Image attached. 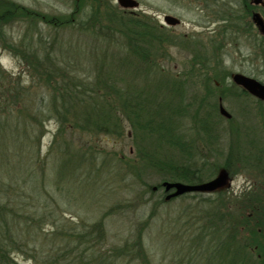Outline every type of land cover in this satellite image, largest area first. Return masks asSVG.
I'll return each mask as SVG.
<instances>
[{"label": "rangeland", "instance_id": "obj_1", "mask_svg": "<svg viewBox=\"0 0 264 264\" xmlns=\"http://www.w3.org/2000/svg\"><path fill=\"white\" fill-rule=\"evenodd\" d=\"M135 1L138 9L125 10L118 4L0 0V225L6 220L38 250L54 248L46 243L59 232L78 229L77 243H84L76 250L93 255L89 264H264V102L244 94L232 80L242 74L264 83V37L252 22L261 8L253 0ZM5 11L13 13L8 20L1 17ZM115 12L139 15L169 39L138 40L135 46L148 51L137 59L147 84L122 69L126 74L117 78L116 91L186 82L189 111L208 105L181 129L196 145L195 160L207 161L205 167L198 162L204 177L195 185L226 174L224 185L173 197L148 140L141 139L128 116L119 113L113 129L85 122L96 101L90 100L98 98L95 92L110 96L108 104L120 101L103 82L108 66L125 67L118 59L126 53L135 58ZM165 16L181 24L166 26ZM44 73L65 75L69 100L60 80L52 83ZM217 101L232 118L219 116L218 138L207 147L196 121L209 117ZM172 161L177 167L185 164L176 153ZM39 196L46 211L55 214L32 225L36 210L44 211ZM19 198L25 201L22 210L16 209ZM87 231L95 238L93 253ZM62 238L54 245L68 247L64 240L73 239ZM11 257L21 264L41 260L18 250Z\"/></svg>", "mask_w": 264, "mask_h": 264}, {"label": "trees", "instance_id": "obj_2", "mask_svg": "<svg viewBox=\"0 0 264 264\" xmlns=\"http://www.w3.org/2000/svg\"><path fill=\"white\" fill-rule=\"evenodd\" d=\"M12 15L13 13L11 11H5L4 14L2 13L1 17L8 20ZM114 17L119 21L121 28L123 30L125 29L129 33L128 37H126V40L131 42V46H133L129 47L130 49L132 48V50H129V52L135 53L136 59L130 56V53L128 54L125 52V50H123V52H125L128 56L118 59V66L125 67L118 70H111V67L108 66L109 73L107 74L108 76L106 80H103V82L106 84V87L111 85L108 87V89H111L112 93L115 91L116 96L120 98V103L116 102L113 104H108V100L106 101V99L110 98V96H103L98 92H95L98 98L96 97L97 99L90 100L96 101L91 104V110L87 111V114L84 115L85 122H90L99 129H108V127L109 129H113L114 124L118 126L119 120L116 119H118L117 117L119 113H124L130 119L131 124L141 139L143 141H145V139L148 140V145L150 150H152V158L155 159L157 163H159L155 164V166L161 173L160 175H163L162 182H183L190 185L200 184L203 182L204 174L203 170L197 165H199L198 162H202L201 165L205 167L207 161H201L198 158L195 160V154H197V150L195 148L196 145H194L188 135L181 131V129L183 122L187 120V118L193 116L196 117L199 109L203 107L208 108V105H199L197 106L199 109L195 113H191L189 110L192 108V105L184 103V92L186 87H188L187 83H179L177 80L176 82L170 81L166 85L163 83L157 86H138L137 91L134 92H132L130 86H124L122 89L123 94L116 91L114 84L117 83V78H120L126 73L128 76L134 74V76L139 80L143 78L145 81V76H147L146 69H144L145 67L143 64H137L139 61H137V59H139L138 55L140 53L143 52L145 55V53L148 51H141L135 46L138 40L141 41L140 39L146 40V38H149L152 40V42L154 40L161 42L165 40V42H167L169 39L166 38V33L160 32V29L157 28L156 25H152L146 19H141L139 15L128 18V16H125L124 13L120 14L119 12H115ZM93 18L91 20H93ZM86 29L88 30L89 28L86 27ZM36 63L41 68L43 66H47L41 61H37ZM114 68H116V66ZM122 69H126V73L123 74ZM43 75L45 77L48 76V80L52 83H55V79H59L62 86L61 90L63 91V98L66 101L69 100L71 95L69 90L72 91V89L70 88V82L65 77V75L64 77L63 74L56 76V73H44ZM131 80L134 79H130V81ZM123 81H128V78L125 77ZM145 83L147 84L146 81ZM243 93L248 94L246 91H243ZM75 96L80 97L78 93H75ZM212 96L214 97L213 93ZM212 96L211 94L208 95L210 98ZM218 104L219 101H217L213 106H210L212 110L209 117L207 113L204 117L199 118L196 121V125L199 130L198 133L203 135V138L205 139L204 142L206 143L207 147L208 142L209 146H211V143L213 144L218 138L221 122L219 117L220 114L218 113ZM64 106H66V103H64ZM175 153L181 155L183 160L182 163H185L183 166L177 167V165L173 163L172 159L174 158ZM192 162L195 164V167L193 166ZM228 163L229 161H227L226 166ZM43 169L46 171L44 167ZM214 170L215 168L213 171ZM39 197L40 199L37 198L36 201L39 205L43 206L44 211L40 212L39 210H36L37 218H31V221H33L32 225L46 223L55 214L53 212L48 213L46 211V205L42 203L41 196ZM18 201L20 203L17 204L16 209H24V199L19 198ZM7 209L8 206L5 205L4 210ZM3 225V227L0 225V264H21L11 257V253L14 250H18V253L21 254H29V259L34 261H37V257L39 259L41 258V260H39V264H89L88 262L93 257L92 255L89 258L86 251L76 250V248H79L80 245L84 243L80 242V245L77 243L79 238L82 236L81 232H78V229H68L64 233L59 232L58 235L53 238V243H46L53 244L54 248L50 249L48 246H42L41 250H38L35 244L31 247L27 243L23 242L25 239H23V233L21 230L15 234L6 220H4ZM232 225L234 224L232 223ZM97 234L101 235V231H98ZM62 235L64 238H70V240L73 238L69 243L64 240L63 244H67L68 247L63 248V246L54 245L56 244L55 239H63ZM91 236L92 238L89 239L90 234L88 232L86 237L88 238V245L89 243L91 244L88 250L92 251L91 253H93L95 250L92 249L96 248L93 232L91 233ZM260 237L264 240V235ZM28 251L32 252L29 253Z\"/></svg>", "mask_w": 264, "mask_h": 264}, {"label": "water", "instance_id": "obj_3", "mask_svg": "<svg viewBox=\"0 0 264 264\" xmlns=\"http://www.w3.org/2000/svg\"><path fill=\"white\" fill-rule=\"evenodd\" d=\"M118 5L123 9H138L140 4L135 0H118ZM254 5H264V0H253ZM164 23L166 26H177L181 24V21L172 16H165ZM253 21L255 25L260 29V32L264 35V20L260 14L256 13L253 15ZM233 82L242 87L245 91H247L251 96L255 97L256 99L264 102V83L260 81L244 76L242 74H236L232 77ZM219 113L226 119H231L232 115L224 108L221 104L219 106ZM226 174H221L219 178L216 180L202 185H186L180 182H166L164 183V187L166 192L174 190L175 193L173 197H178L184 195L186 193L191 192H204V191H212L214 189L219 188L220 186L224 185L225 183Z\"/></svg>", "mask_w": 264, "mask_h": 264}, {"label": "flooded vegetation", "instance_id": "obj_4", "mask_svg": "<svg viewBox=\"0 0 264 264\" xmlns=\"http://www.w3.org/2000/svg\"><path fill=\"white\" fill-rule=\"evenodd\" d=\"M67 3L68 4H119L118 0H67ZM254 6L260 7L261 9L259 12H254L252 15L258 13L261 15V17L264 20V5H258V6L254 5ZM252 22H253V27L260 32V29L255 25L253 21V16H252ZM261 35L264 37L262 33Z\"/></svg>", "mask_w": 264, "mask_h": 264}]
</instances>
